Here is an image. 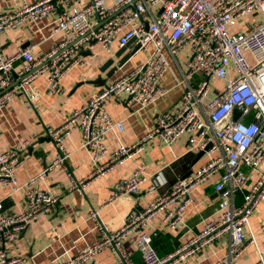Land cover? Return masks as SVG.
Returning <instances> with one entry per match:
<instances>
[{
  "label": "built area",
  "instance_id": "2783aa9c",
  "mask_svg": "<svg viewBox=\"0 0 264 264\" xmlns=\"http://www.w3.org/2000/svg\"><path fill=\"white\" fill-rule=\"evenodd\" d=\"M48 16L50 36L59 37L43 54L35 55V45L6 54L0 39V109L19 93L32 106L36 95L29 90L40 76L46 79L47 93L60 94L70 69L87 65L98 54L114 58L115 45L120 48L132 38L145 57L130 68L119 66L110 81L72 108L60 124L45 125L43 135L53 142L55 154L28 181L20 182L17 170L30 140L0 151V185L9 186L12 193L22 190L25 198L23 209L0 214V264L26 261L22 255H9L7 243L59 201L58 194L36 186V181L61 168L70 176L69 189L84 190L89 179L133 158L146 142L158 138L173 146L184 134L187 151H203L192 173L163 193L150 185L144 192L148 202L141 210L130 211L118 229L107 228L98 209L89 210L99 236L56 264H88L105 248L115 252V264H134L123 246L130 234L135 235L144 264L188 262L223 236L227 251L209 264H236L250 244H257L251 216L264 203V0H23L15 9L0 11V38L23 23L36 24ZM184 50L185 69L178 61ZM172 59L181 73L177 77L172 72L176 84L183 86L179 103L157 113L143 135L130 143L120 141L108 159L101 160L107 155L108 137L125 128L124 120L111 114V100L124 94L139 109L158 101L170 90L162 78L171 71ZM216 80L223 86L213 85ZM235 110L240 111L237 117ZM76 130L81 147L95 161L93 170L82 178L73 175L68 162L66 139ZM145 169L140 163L120 181L103 207L137 192L148 178ZM214 177L215 190L221 192L217 214L175 250L160 256L151 224L160 222L165 230H177L194 201L191 192ZM259 229L264 232V222Z\"/></svg>",
  "mask_w": 264,
  "mask_h": 264
},
{
  "label": "crops",
  "instance_id": "0c3cea01",
  "mask_svg": "<svg viewBox=\"0 0 264 264\" xmlns=\"http://www.w3.org/2000/svg\"><path fill=\"white\" fill-rule=\"evenodd\" d=\"M23 0H0V11L12 10L20 6ZM51 16L42 18L36 24L23 23L16 29L1 36V43L6 54H12L18 48L35 45L33 52L40 55L51 49L57 36H50ZM115 52L119 49L115 45ZM145 53L139 51L131 56L124 68L139 63ZM105 60L103 54L95 55L85 66H75L62 81L60 94L46 92V79L40 76L34 80L29 93L36 95L33 105L29 106L25 94L19 93L0 109V151L19 142L30 140L26 151L22 152V164L17 170L20 182L28 181L46 168L55 154L53 142L43 135L45 125H58L64 116L84 100L97 93L112 77H106L101 67ZM179 65L185 69L187 50L178 53ZM17 63H20L17 62ZM172 72L180 77V67L172 59L171 71L162 78V84L170 88L169 92L155 103L139 109L137 104L128 100L124 94L114 97L109 110L116 119H123L125 128L108 137L106 141L107 160L111 149L120 141L133 142L144 134L155 121L157 113L172 108L179 103L183 86L176 84ZM106 78L102 84V79ZM187 135H182L173 146L154 138L144 144L143 149L125 163L110 169L103 175L89 179L84 190L69 189L70 176L59 168L36 181L38 187L49 188L60 196L52 210L24 228L19 236L7 243L9 255H22L23 264H56L74 256L86 243L99 236L97 221L89 218V210H99V219L111 230L120 228L130 211H138L148 202L144 192L150 185H155L158 193L168 191L174 182L184 176L191 168L195 153L187 151ZM32 140V141H31ZM70 151L69 165L73 175L86 177L93 170L95 161L88 149L81 147V134L74 131L67 139ZM198 160L193 167L200 164ZM104 161H100L103 163ZM99 163V162H98ZM146 165L148 177L141 188L132 194H125L103 207L105 199L115 191L116 185L140 164ZM216 177L195 188L191 195L193 203L187 208L184 223L177 230L168 231L160 222L151 224L153 243L160 256H166L175 250L194 232L200 230L205 221L214 217L219 210L218 200L221 192L215 190ZM242 193L238 194V202ZM25 207L24 192L12 193L9 186L0 185V214ZM264 222V203L251 216V227L255 232L257 244H250L238 258L236 264H264V232L259 227ZM246 234L250 228L246 227ZM124 248L129 252L134 264H144L140 252L135 246V235L130 234L123 240ZM227 251V236H223L211 246L204 248L188 262L178 264H209ZM115 252L109 248L100 251L88 264H115Z\"/></svg>",
  "mask_w": 264,
  "mask_h": 264
},
{
  "label": "water",
  "instance_id": "95a60500",
  "mask_svg": "<svg viewBox=\"0 0 264 264\" xmlns=\"http://www.w3.org/2000/svg\"><path fill=\"white\" fill-rule=\"evenodd\" d=\"M135 39L132 38L126 45L120 47L116 52L114 58L105 59L101 70L106 72V77L109 78L115 73L119 66L125 65L128 62V59L131 58L134 54L138 52L139 44H134ZM102 84L105 83L106 78H101ZM240 111L235 110V117L239 115ZM203 151L196 154L194 160L192 161L190 170L181 178L189 176L193 171L194 164L202 157Z\"/></svg>",
  "mask_w": 264,
  "mask_h": 264
},
{
  "label": "rangeland",
  "instance_id": "374dc122",
  "mask_svg": "<svg viewBox=\"0 0 264 264\" xmlns=\"http://www.w3.org/2000/svg\"><path fill=\"white\" fill-rule=\"evenodd\" d=\"M137 53H138V52H137ZM196 77H197V75H196ZM212 83H213V85L218 86V87H221V86H223V84H224V82L221 81V80H216L215 82H212ZM214 94H215V92L213 91L211 95H214ZM199 160H200V159H199Z\"/></svg>",
  "mask_w": 264,
  "mask_h": 264
},
{
  "label": "trees",
  "instance_id": "16d2710c",
  "mask_svg": "<svg viewBox=\"0 0 264 264\" xmlns=\"http://www.w3.org/2000/svg\"><path fill=\"white\" fill-rule=\"evenodd\" d=\"M141 255V254H140Z\"/></svg>",
  "mask_w": 264,
  "mask_h": 264
}]
</instances>
